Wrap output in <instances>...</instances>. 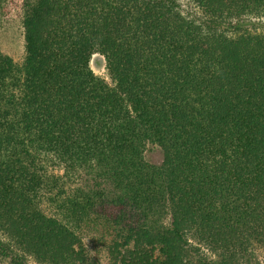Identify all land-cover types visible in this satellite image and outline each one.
<instances>
[{
	"label": "trees",
	"instance_id": "16d2710c",
	"mask_svg": "<svg viewBox=\"0 0 264 264\" xmlns=\"http://www.w3.org/2000/svg\"><path fill=\"white\" fill-rule=\"evenodd\" d=\"M22 1L23 63L0 50V264H101L90 235L113 238L108 264H260L264 0H188L199 19Z\"/></svg>",
	"mask_w": 264,
	"mask_h": 264
},
{
	"label": "rangeland",
	"instance_id": "374dc122",
	"mask_svg": "<svg viewBox=\"0 0 264 264\" xmlns=\"http://www.w3.org/2000/svg\"><path fill=\"white\" fill-rule=\"evenodd\" d=\"M181 5L184 15L199 19L201 17L200 10L188 0H177ZM23 20V1L22 0H0V50L7 56L11 57L13 61L21 65L25 58V42L24 30L22 28ZM258 25L256 29L252 28V32L264 34V16L260 19H253ZM92 68L95 74L104 79L108 84L112 85V81L108 76L105 68V61L102 57L96 56L93 59ZM163 153L160 149L150 145L146 152V160L152 164L160 163L162 161ZM83 179V181H82ZM88 176L83 175L78 178L76 185H84V180ZM168 224V221H165ZM95 239V238H94ZM90 236H85L84 243L89 246L92 251L91 255L98 256L101 264H108L109 248L112 244L113 238H106L105 243L98 244L96 240ZM256 256L260 264H264V249L256 250ZM31 264H35L33 260H29Z\"/></svg>",
	"mask_w": 264,
	"mask_h": 264
}]
</instances>
